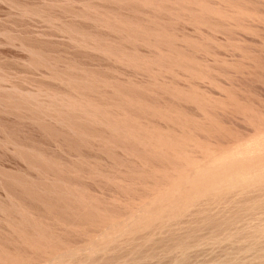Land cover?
Wrapping results in <instances>:
<instances>
[{"label": "rangeland", "instance_id": "obj_1", "mask_svg": "<svg viewBox=\"0 0 264 264\" xmlns=\"http://www.w3.org/2000/svg\"><path fill=\"white\" fill-rule=\"evenodd\" d=\"M0 264H264V0H0Z\"/></svg>", "mask_w": 264, "mask_h": 264}]
</instances>
